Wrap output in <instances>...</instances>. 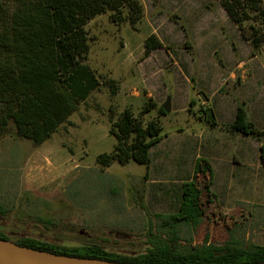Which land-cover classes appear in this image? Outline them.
<instances>
[{"label": "rangeland", "instance_id": "1", "mask_svg": "<svg viewBox=\"0 0 264 264\" xmlns=\"http://www.w3.org/2000/svg\"><path fill=\"white\" fill-rule=\"evenodd\" d=\"M139 2L143 15L137 24L128 23L124 9L119 23L108 12L86 25L85 64L100 85L56 132L35 145L16 137L10 123L0 139V231L10 242L31 237L65 246L95 244L120 255L143 253L147 229L160 224L157 216L176 212L181 182L192 177L196 160L203 159L195 157L190 140L191 128L201 124L199 118L212 114L206 102L211 100L215 108L226 102L237 106L241 74L235 73L232 81L226 73L235 59H229L234 52L225 53L229 40L222 27L216 24L207 43L208 50L218 52L202 51L201 56L207 55L197 58V52L190 53L194 43L190 26L178 16L186 0ZM258 5L264 8V0ZM246 17L243 28L256 26L264 35V15L249 10ZM154 33L163 48L145 57L144 43ZM245 41L253 52L260 50L264 64V37L255 50ZM249 57L245 66L253 64ZM147 101L155 108L143 114ZM166 103L169 113L162 114L159 109ZM125 108L143 124L158 121L161 140L151 148L148 165L112 161L101 167L97 156L110 154L115 144L108 133L109 118L115 121ZM205 123L222 129L229 125L216 120L211 125L207 119ZM260 142L264 145V138ZM238 147L247 152L246 160L215 168L219 177L215 182L212 177L215 199L206 205L197 227H178L182 243L221 245L233 240L242 246L264 245V166L256 142L248 138Z\"/></svg>", "mask_w": 264, "mask_h": 264}, {"label": "trees", "instance_id": "2", "mask_svg": "<svg viewBox=\"0 0 264 264\" xmlns=\"http://www.w3.org/2000/svg\"><path fill=\"white\" fill-rule=\"evenodd\" d=\"M221 3L255 50L264 35L254 27L245 29L241 24L249 10L264 15V8L258 5L260 0H222ZM124 9L130 25L141 21L143 7L139 0H0V139L11 123L16 137L41 144L79 103L97 90L100 82L85 64L89 52L85 27L96 16L108 12L119 23ZM143 47V55L147 57L162 45L152 34ZM153 108L155 104L147 101L141 112L145 114ZM159 110L165 114L162 108ZM205 115L209 124L215 125L212 114ZM226 128L257 140L264 135L247 120L242 105L237 107L233 122ZM162 130L158 121L143 124L125 108L116 121L110 122L109 134L115 139L113 151L98 155L97 164L107 167L112 161L121 165L134 161L148 165L149 150L160 142ZM260 157L264 166L263 146ZM212 177L210 163L197 159L192 177L181 185L176 212L157 216L160 224L147 229V247L141 254L120 255L95 244L65 246L31 237L12 243L55 255L120 264L264 263V245L242 246L233 240L221 245L207 241L202 245L181 242L178 227H197L205 216L206 205L215 199ZM38 222L49 225L40 219ZM0 240L9 241L1 231Z\"/></svg>", "mask_w": 264, "mask_h": 264}, {"label": "crops", "instance_id": "3", "mask_svg": "<svg viewBox=\"0 0 264 264\" xmlns=\"http://www.w3.org/2000/svg\"><path fill=\"white\" fill-rule=\"evenodd\" d=\"M195 1L196 0H186V3H183L184 6H180L179 8L180 13L179 10L176 11L177 15L179 13V19L181 21L184 19V22H188L190 26V34L192 35L194 41L193 45L189 47L191 55L194 52H197L199 55H196L197 58L205 57L207 55L203 54L201 56V52L208 50L207 43L209 44L210 40L214 37L216 32V24H219L222 27V33L224 31L226 37L229 40V42L224 45L225 53L232 54L234 52V55H231L229 59H235V61L233 65H228L226 73L229 75L228 77L232 81L235 80V73L241 74V81L239 80V88L237 89L236 95L238 101L237 106L234 104L230 106L226 102L224 107L220 105L218 108H215L214 104L210 103L211 100L206 102V104L209 105L208 108H210L212 111L213 118L216 120L218 125L230 124L235 118L236 109L239 106L238 103H242L244 107L245 103H248V106L245 107L247 120L256 130L264 133V64L259 59V55L261 53L259 52L260 50L254 52L252 51L248 42H246L242 37L238 26L227 15L225 9L222 6V0H214L215 2H209L211 0H199L200 2L198 3L200 4L198 5H196L197 3ZM241 25L242 27L245 26L243 22ZM254 28H256V26ZM155 37L161 43L162 47L150 52L147 57H149L153 52L163 48V42L161 38L156 34ZM237 42L239 45H237ZM229 43L231 44V47L229 46ZM208 51L212 53L218 52L217 49H210ZM247 54L251 55V57L248 59V62H252L253 64L250 66H245L244 59H247ZM225 65L226 64L222 66L224 67ZM191 103L192 102H190V104ZM190 104L187 102V105ZM173 106L174 103L171 104L170 112ZM179 109H182L181 112L185 110L184 108ZM188 111L191 112L189 108ZM225 112L228 114V116L225 115ZM206 118L207 117L205 116H202V118L200 117L199 120L201 124L198 127L194 128L193 126L191 128L192 134L190 143L193 151L196 153V158H203L210 162L214 182L219 178L215 172L216 167L222 165H230L231 167H234V165L241 164L246 160L247 152L243 147L241 149L238 147V142H243L248 138L256 142L257 157L260 164H262L260 157V147H264V145H262L260 141L262 138H264V135L260 140H257L250 136L242 135L236 131H230L225 128L222 129L219 126L210 127L205 123ZM109 122H111V117L109 118ZM156 145H158V143ZM188 180L189 179L185 181ZM185 181L181 182L180 184L179 195L181 185Z\"/></svg>", "mask_w": 264, "mask_h": 264}, {"label": "water", "instance_id": "4", "mask_svg": "<svg viewBox=\"0 0 264 264\" xmlns=\"http://www.w3.org/2000/svg\"><path fill=\"white\" fill-rule=\"evenodd\" d=\"M165 114L169 113V105L162 107ZM0 264H120L95 259H83L55 255L21 247L9 241L0 240ZM264 264V263H260Z\"/></svg>", "mask_w": 264, "mask_h": 264}]
</instances>
